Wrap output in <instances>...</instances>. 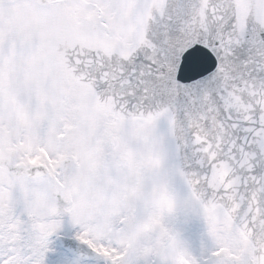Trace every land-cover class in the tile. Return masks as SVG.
Instances as JSON below:
<instances>
[{
    "label": "snow or ice",
    "instance_id": "obj_1",
    "mask_svg": "<svg viewBox=\"0 0 264 264\" xmlns=\"http://www.w3.org/2000/svg\"><path fill=\"white\" fill-rule=\"evenodd\" d=\"M181 197L264 264V0H0V264L65 217L55 264H189L155 240Z\"/></svg>",
    "mask_w": 264,
    "mask_h": 264
},
{
    "label": "rangeland",
    "instance_id": "obj_2",
    "mask_svg": "<svg viewBox=\"0 0 264 264\" xmlns=\"http://www.w3.org/2000/svg\"><path fill=\"white\" fill-rule=\"evenodd\" d=\"M179 191V189H177ZM194 214L185 215V200L183 197L167 200L163 209L158 213L160 219L155 240L163 246L167 242L170 246V253L176 260L187 259L189 264H193L201 252H206L211 264H234L238 259L240 250V235L236 230H229L223 226L219 217L204 213L198 201ZM62 226L58 234L50 237V251L46 253L45 264H55L56 253L63 251L58 242L59 236L71 238L72 230L66 223ZM76 234L81 237V241L90 247L96 248L95 238L87 229L76 230ZM175 237L178 243L173 244ZM103 251V249H101ZM148 249H144L146 253ZM107 254V253H105Z\"/></svg>",
    "mask_w": 264,
    "mask_h": 264
},
{
    "label": "water",
    "instance_id": "obj_3",
    "mask_svg": "<svg viewBox=\"0 0 264 264\" xmlns=\"http://www.w3.org/2000/svg\"><path fill=\"white\" fill-rule=\"evenodd\" d=\"M196 198L198 199V197H196ZM59 241H60L63 248L68 247V246H74L76 243L72 239L65 238V237H59Z\"/></svg>",
    "mask_w": 264,
    "mask_h": 264
}]
</instances>
